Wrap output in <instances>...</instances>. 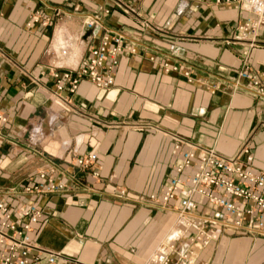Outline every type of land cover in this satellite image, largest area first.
<instances>
[{"label":"crops","instance_id":"obj_1","mask_svg":"<svg viewBox=\"0 0 264 264\" xmlns=\"http://www.w3.org/2000/svg\"><path fill=\"white\" fill-rule=\"evenodd\" d=\"M106 9L105 29L128 44L113 89L84 82L59 98L53 76L84 65L104 33L88 30L85 19ZM55 10L53 25L28 27L39 12ZM248 16L215 0H0V117L7 119L0 120V200L44 210L32 233L36 246L83 264H151L163 242L187 231L179 200L169 211L156 203L177 175L179 141L226 159L248 147L250 167L264 175V104L234 89L244 52L264 75V28L255 49L239 40ZM87 154L98 161L85 170L77 160ZM46 169L67 189L22 194ZM196 201L191 234L202 218L222 216L206 199ZM170 257L171 264H264V236L181 238Z\"/></svg>","mask_w":264,"mask_h":264},{"label":"built area","instance_id":"obj_2","mask_svg":"<svg viewBox=\"0 0 264 264\" xmlns=\"http://www.w3.org/2000/svg\"><path fill=\"white\" fill-rule=\"evenodd\" d=\"M215 4L224 9H242L249 13L250 16L238 26L239 40L248 41L250 48L255 49L264 28V0H215ZM59 15V10H55L52 17L39 12L28 27L51 26ZM110 15L111 10L106 9L85 19L88 30H102L104 33L82 67L62 74L55 73L53 79L59 98L74 96L84 82L91 83L98 90L113 89L121 56L128 50V44L124 35L105 29V19ZM244 55L246 58L234 89L243 90L264 104V75L255 73L250 66L248 53L244 52ZM0 120L7 121L2 117ZM175 151L181 158V163L175 168L177 175L170 179L159 201L156 202L153 196H149V199L166 211L170 210L169 205L174 199L179 200L176 209L179 226L184 225L187 231L172 243L169 240L163 242L151 264H171L170 255L177 251L181 238L194 244H207L217 239L223 231L264 236V175L250 167L248 147L232 159H226L213 150L185 149V143L181 141L177 143ZM97 161L96 154H87L78 158L77 165L86 170ZM93 173L95 178H100L98 172ZM23 189L24 195L44 196L59 194L67 188L56 181L54 171L46 169L32 178ZM121 195H125V192L122 191ZM196 198L206 199L211 209L220 211L222 216L202 218V226L198 227L200 230L191 234L188 230L195 227V212L199 208ZM44 220V210L36 203H23L13 208L0 200V264H83L78 259L45 252L35 245L32 233ZM166 251L169 253L166 254Z\"/></svg>","mask_w":264,"mask_h":264}]
</instances>
